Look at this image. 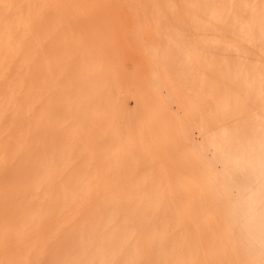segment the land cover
<instances>
[{
  "label": "bare ground",
  "instance_id": "1",
  "mask_svg": "<svg viewBox=\"0 0 264 264\" xmlns=\"http://www.w3.org/2000/svg\"><path fill=\"white\" fill-rule=\"evenodd\" d=\"M95 87L119 112L142 95L186 166L177 207L168 185L128 210L89 196L64 109L84 100L79 117L94 119ZM62 252L86 254L67 264H264V0H0V264Z\"/></svg>",
  "mask_w": 264,
  "mask_h": 264
},
{
  "label": "rangeland",
  "instance_id": "2",
  "mask_svg": "<svg viewBox=\"0 0 264 264\" xmlns=\"http://www.w3.org/2000/svg\"><path fill=\"white\" fill-rule=\"evenodd\" d=\"M130 44H132V42H130ZM66 54H69L68 55L69 58H70V56H72V57L75 56V53L74 52L72 53V51H69ZM94 55L98 59V56L96 54H94ZM69 58H68V61H69ZM78 65H85L83 59H82L81 63ZM82 68H83V66H82ZM68 70H69V66H66L65 64L62 65V63H61V66L58 67V71L61 74L60 76L61 77L63 76V79L64 78L70 79V78H68L69 77L68 75L70 74ZM98 70L101 71L102 68L101 69L98 68ZM74 71H76L75 68H74ZM103 77L106 80L103 78H101V79H103L106 82L110 80L109 77H106V76H103ZM120 79H122L123 81H121ZM114 81L117 83V85H118L117 88L120 91L123 87L124 78L115 76ZM136 82L138 84L141 83L138 81H136ZM80 84H81V82H79L77 84H73V86H74V88L80 90L81 89ZM76 85H79V86H76ZM93 89L95 90L96 94L95 93L93 94L92 99L91 98L88 99V100H91L89 102H91L92 105H88L87 107L89 108L90 112L92 110L91 114L94 116V119H90L89 117H86L85 115H82L81 118L79 117V115H81V113H85L84 110H86V108H84V109L80 108V105H79L84 100H82V101L76 100L74 103L75 106L72 109L68 108V106H66V108L64 109V111L67 115H69V116L73 115L72 116L73 118L76 117L75 118L76 121L74 120L75 126L77 127L76 130H78L79 129L78 127H80V131L78 130L79 132L77 131L78 133H76L77 136L75 137V140L72 141L71 144L69 143V146H70V148L72 147L73 151L76 150L77 155L79 156V158H81V165L84 168L83 173L81 174L82 175L81 179H85L87 181L89 196L94 195L95 198H98V200H100V201L106 198L109 201V204L107 205V207L112 206L117 210H128V209H130V207L131 208L145 207L144 204H139V203L137 204L135 202V199L138 198L143 191H146V189H152L154 191L152 195H153V198L155 199L156 198V189H159L160 193H164V186L168 185L169 189H170V194H171L170 197H172V201L174 203L172 206H176V205L178 206V200L180 198H182L183 195H188L192 192L191 187L187 188L188 186H185V184H183V182H181V179H179L178 177L175 178V176H174V174L179 176L181 173H183L184 170L186 169L185 168L186 166L184 165V163L182 162L183 160L180 159L178 154L176 156L175 153H171L172 152L171 150H170V153H168L167 150H166V152L163 151L164 143L162 145L161 137H159L157 135L158 134L157 131H159V129H160L159 127L161 125H159L157 123V121L152 117L151 112H150L151 109L149 108V106H147V103L143 104V106H140V104L142 105V102H144L143 98L141 97L142 95L139 96V95L133 94V95H129L127 98H125L126 100L124 99L125 101L124 100L123 101L127 103V106L122 108L123 110L121 111L122 112L121 113L118 111L119 110L118 109L119 108L118 107V104H119L118 100H115L114 102H110V101H107L108 98L106 97V101H103L102 90L97 88V87H95ZM97 94L99 96L100 95L101 96L98 97V96H96ZM106 94L110 95L111 92L107 91ZM109 97H111V95ZM136 99H137V101H136ZM139 99H140V101H139ZM98 100H99V102H98ZM97 102H98V104H97ZM120 102H122V100ZM110 104H111V107L114 111L107 109L108 105H110ZM101 105L104 108H102L101 110L95 109V108H100ZM134 105L136 107H134ZM136 108H137V110H136ZM261 109L262 108H260V107L258 108V110H261ZM93 110H95V111H93ZM106 110H107V112H106ZM245 111H243V112H245ZM73 112H74V114H73ZM126 114L129 115V117ZM123 115L125 118L126 117L127 118L125 119L123 117ZM136 117H137V119H136ZM257 117L258 116H253V118H257ZM87 119L89 121L91 120V123H87L88 122ZM100 120L102 121V123ZM120 121H121V124H119ZM102 124H103V126H105L103 128L108 129V134L106 135V138H108L107 140H105L104 131H102V130H101L102 132L99 131L100 129H103V128H101ZM95 125H97V126H95ZM99 126H100V128H99ZM120 126H121V128H120ZM154 126H156V127H154ZM132 127L134 129H132ZM91 128H92V130H91ZM94 128H98V130H97L98 132L94 131L95 132L94 133L93 132ZM133 130L135 131V133ZM123 131L125 133H123ZM195 131L196 130H194L193 135L195 138L197 137V139H199V134L197 131L196 132ZM98 133H100V134H98ZM97 135L99 136V139H96V141L98 140V141H100V144L101 143L102 144L101 145L97 144V146L94 148V146H95V145H93L94 142L91 141L92 138H90V137H95ZM88 136H89V138H88ZM102 139H103V142H102ZM104 140H105V142H104ZM106 141H108V142H106ZM111 143H115L114 144L115 148H113L111 150V152H107V146ZM167 149H169V148H167ZM95 150H97V151H95ZM127 150H128V152H127ZM134 151H135V153H134ZM137 153H139V154L136 155ZM173 154L175 155V157ZM127 156H129L128 159L125 158ZM111 159H112V161H111ZM94 162H95V164H94ZM103 162H106V163L104 164ZM177 163H179V164H177ZM110 168H112V169H110ZM181 168H183V169H181ZM91 169H92V171H91ZM102 169H104V170H102ZM89 171H91L90 174H88ZM147 171H149L148 175H146ZM97 172H98V174H97ZM137 173H139V174H137ZM106 175H107V177H106ZM125 175H126V177H125ZM93 178H94V180H92ZM114 178H115L116 182H117V180L119 182L116 183L114 181ZM121 179H123V180H121ZM118 183H119V186H118ZM131 184H133V186ZM170 184L171 185L173 184L175 186V189H171ZM113 187H116V188H113ZM125 187H126V189H125ZM139 187H140V189H139ZM117 188L119 189V191ZM123 188L125 189V191ZM180 190H181V192H180ZM102 192H104V193H102ZM100 193L102 195H100ZM105 194H106V196H105ZM159 201L160 202L162 201V196H160ZM132 203H133V205H132ZM98 206H101V205H98ZM161 206H163V204L159 203V207H161ZM102 207H106V205L102 206ZM45 245L46 244L43 243L40 246H42L44 248ZM64 253L65 252H62L60 254V257H59V260H60L59 263L61 262L60 264H67V262L70 259H73V261H77V258H78L77 255H79V254H77L76 252L73 254H69L68 252H66L67 255ZM102 254H103V252H102ZM85 255L86 254H81V255H79V257L80 256L84 257ZM112 256L114 257L115 260H117L119 257V254L114 252L112 254ZM48 258L49 257H47L46 260L49 264L51 261L49 262ZM43 259H45L44 256L30 255L28 253L22 257L21 262L23 264H47V262H45V260H43ZM50 259L52 260V258H50ZM107 263L111 264L110 261H108Z\"/></svg>",
  "mask_w": 264,
  "mask_h": 264
}]
</instances>
